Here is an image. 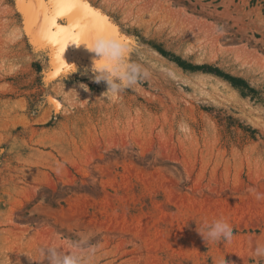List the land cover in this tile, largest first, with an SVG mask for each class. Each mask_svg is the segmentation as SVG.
Wrapping results in <instances>:
<instances>
[{
  "label": "rangeland",
  "instance_id": "374dc122",
  "mask_svg": "<svg viewBox=\"0 0 264 264\" xmlns=\"http://www.w3.org/2000/svg\"><path fill=\"white\" fill-rule=\"evenodd\" d=\"M25 3L0 0V264H49V247L66 264H264V0H86L139 70L118 94L93 52L52 78ZM221 217L233 238L207 244Z\"/></svg>",
  "mask_w": 264,
  "mask_h": 264
},
{
  "label": "snow or ice",
  "instance_id": "6c2138e0",
  "mask_svg": "<svg viewBox=\"0 0 264 264\" xmlns=\"http://www.w3.org/2000/svg\"><path fill=\"white\" fill-rule=\"evenodd\" d=\"M30 6L32 24L30 34H34L41 48H52L54 69H67L62 54L70 43H85L89 48L92 41L100 35L123 37L106 18L90 9L86 0H27ZM67 18V26L58 24V19ZM25 30L29 31L26 17ZM126 53V57H127ZM98 63H103L100 61ZM74 70V69H73Z\"/></svg>",
  "mask_w": 264,
  "mask_h": 264
},
{
  "label": "clouds",
  "instance_id": "9594fccd",
  "mask_svg": "<svg viewBox=\"0 0 264 264\" xmlns=\"http://www.w3.org/2000/svg\"><path fill=\"white\" fill-rule=\"evenodd\" d=\"M90 50L100 57L94 65L98 73L94 76L97 83L106 82L107 91L118 94L137 82L139 70L126 62V53L129 49L127 44L115 36H97L90 47ZM103 61V63H98ZM118 78V82L117 79ZM86 91L87 86L80 85ZM204 241L218 244L223 241H230L233 238V227L225 218H217L198 231ZM49 264H66V258L54 247L42 249ZM258 254L264 255V251L258 249ZM223 264H226L224 260Z\"/></svg>",
  "mask_w": 264,
  "mask_h": 264
},
{
  "label": "bare ground",
  "instance_id": "6f19581e",
  "mask_svg": "<svg viewBox=\"0 0 264 264\" xmlns=\"http://www.w3.org/2000/svg\"><path fill=\"white\" fill-rule=\"evenodd\" d=\"M23 5V4H22ZM88 5V4H87ZM88 7L90 8V9H92V10H94L96 13H98V14H100L101 16H103L104 18H106L107 19V17H105V15L104 14H102V13H99V11H97V10H95V9H93L91 6H89L88 5ZM24 11H25V13H26V16H27V19H28V21H29V31H31V27H32V24L34 23V21L32 20V18H31V16H30V11H31V9H30V6H29V3L27 2V4L25 3V5L23 6V8H22ZM107 21V23L108 24H110L109 23V20H106ZM58 22V21H57ZM59 24V23H58ZM68 24V23H67ZM67 24L65 25V26H67ZM111 25V24H110ZM63 26V25H62ZM216 40H217V38H216ZM212 41V40H211ZM215 41V38H214V40H213V42ZM218 41V40H217ZM217 41H215V43H217ZM204 44H206L205 42H204ZM73 50H76V51H78V53H85V52H93V51H91L90 50V48L85 44V43H83V42H81L80 44H76V43H72V42H70L66 47H65V49H64V53L62 54V59L64 60V64L65 65H68L69 66V62H70V60L73 58ZM94 53V52H93ZM238 56L237 57H239V55H240V53H238L237 54ZM241 56H243V55H241ZM248 56H249V54H248ZM252 56V55H251ZM163 58V57H162ZM239 59V58H238ZM253 59V58H252ZM243 62H244V60H243ZM249 63V62H248ZM255 63V62H254ZM65 70H67V69H54L53 71H52V78L53 77H56L57 75H59L60 73H62V72H64ZM221 82V81H220ZM223 83V82H222ZM68 93L70 94V95H74L75 93H76V89H68ZM231 94V93H230ZM229 94V95H230ZM234 96V95H233ZM238 98V97H237ZM55 102V104H56V102L57 101H54ZM48 116H45V118L43 119V120H46V118H47Z\"/></svg>",
  "mask_w": 264,
  "mask_h": 264
},
{
  "label": "water",
  "instance_id": "95a60500",
  "mask_svg": "<svg viewBox=\"0 0 264 264\" xmlns=\"http://www.w3.org/2000/svg\"><path fill=\"white\" fill-rule=\"evenodd\" d=\"M60 21H66L67 20V18H61V19H59Z\"/></svg>",
  "mask_w": 264,
  "mask_h": 264
}]
</instances>
